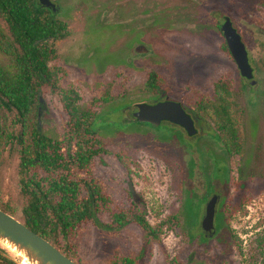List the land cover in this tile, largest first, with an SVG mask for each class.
<instances>
[{
  "label": "rangeland",
  "instance_id": "rangeland-1",
  "mask_svg": "<svg viewBox=\"0 0 264 264\" xmlns=\"http://www.w3.org/2000/svg\"><path fill=\"white\" fill-rule=\"evenodd\" d=\"M59 1L57 17L68 24L69 34L51 42L57 51L53 64L60 69L62 88H75L82 97L80 110L96 111L99 141L95 147L101 149L90 171L69 164L54 177L68 172L80 181L94 177L111 201L67 239L59 234L58 245L71 246L78 264H123L125 258L137 255L142 257L137 264H264V248L238 246L234 237L256 236L255 222L264 212V173L256 175V171L252 179L240 183L242 187L233 186L222 202L232 207L234 201L250 199L251 219L206 237L200 226L187 224V214L190 224L195 223L200 201L206 209L212 197L209 178L206 183L199 171L196 179H189V174L192 177L201 160L210 159L208 147L213 152L211 143L199 145L198 135L201 126L214 127L216 84L222 76L242 84L236 63L221 51L225 41L219 26L227 16L232 19L247 44L256 79L264 85V0ZM134 3L138 8L155 4L159 17L152 23L135 15L130 7ZM0 57L4 65L13 60L9 55ZM153 74L161 84L158 100L147 87ZM41 92L43 101L27 120L25 146L33 145L34 130L39 128L63 142L66 161L74 146L69 139L70 116L59 91L46 85ZM166 99L181 102L196 118L197 136L172 123L155 126L133 121L139 103ZM21 126L15 111L0 107V208L24 222L28 195L20 183L22 146L11 138ZM169 127L181 137L173 136ZM208 164L206 173L211 175L213 166ZM29 176L49 174L33 167ZM193 186L199 198L190 197ZM87 194L83 189L81 197ZM119 211L145 213L156 227L176 215L178 221L164 224L161 240L149 242L138 223L117 226L114 213ZM0 249L20 264L21 258L2 243ZM0 264L18 263L0 254Z\"/></svg>",
  "mask_w": 264,
  "mask_h": 264
},
{
  "label": "trees",
  "instance_id": "trees-1",
  "mask_svg": "<svg viewBox=\"0 0 264 264\" xmlns=\"http://www.w3.org/2000/svg\"><path fill=\"white\" fill-rule=\"evenodd\" d=\"M40 5L39 0H0V56L9 55L13 59L10 64L4 65L0 57V107L15 111L19 123L22 124L20 133L12 134L11 138L22 146L20 175L23 193L32 192L29 187L31 181L26 176L31 174L33 167L44 169L51 177L46 180L49 188H37V191L60 190L62 193L56 214L57 222L52 228H47L49 222L46 216L47 207L55 206L53 195L50 196L51 202L49 196L32 195L30 205L25 208L26 224L74 260L75 253L72 254L71 246L63 249L58 245V235L61 234L67 239L74 228L79 230L83 223L93 220L99 210L111 200L101 183L94 177L80 181L68 172L69 174H62L60 183L55 181L54 176L59 174L63 167L68 169L69 164L75 165L79 170L90 171L89 167L101 148L95 147L99 141L96 138V111L80 110L82 97L75 88H62L58 77L60 69L53 64L57 51L51 42L68 36V24L59 20L52 12L44 13ZM46 85L61 93L70 116L69 139L74 146L68 154V161H65L63 142L41 133L39 128L34 130L33 145L29 148L25 146L27 120L37 107L39 109L41 88ZM147 87L154 93L155 100H158L161 84L155 74L149 78ZM103 100L107 101L108 98ZM133 118V121L139 122L134 116ZM168 124L171 123L167 122ZM169 128L173 136L181 137L175 128ZM214 175L217 176V173ZM83 189L88 192L85 197H81ZM114 219L118 227L132 222L138 223L145 230L149 242L161 240L164 224H176L178 221L176 215L156 227L147 220L145 213L125 211L115 212ZM259 248L263 250L264 240ZM140 259L141 255L131 259L125 258L123 264H137ZM110 264L118 262L113 261Z\"/></svg>",
  "mask_w": 264,
  "mask_h": 264
},
{
  "label": "flooded vegetation",
  "instance_id": "flooded-vegetation-1",
  "mask_svg": "<svg viewBox=\"0 0 264 264\" xmlns=\"http://www.w3.org/2000/svg\"><path fill=\"white\" fill-rule=\"evenodd\" d=\"M51 1L57 6L56 13L51 7L42 5L40 6L43 7L44 13L52 12L57 16L61 10V2L59 0ZM125 7L127 6H123V8ZM130 7L134 8L133 10L135 12V15H140L145 18L148 17V19L152 23L156 18L159 17L155 4H151L149 8H147L146 6L143 8H138L139 6L137 7L136 3H134ZM119 17H121V15H119ZM228 18L232 21V19L227 16L223 24L227 21ZM223 24L221 26L217 24V26L220 27L221 34L225 41V45L221 47V51L228 54L236 63L228 46V42L225 38V35L222 31ZM242 41L245 43L247 48V44L244 41L243 36ZM255 71L256 70L253 68V78L249 79L247 77H244L239 69L240 76L242 78V84L240 86L234 84L233 80L227 76H222L219 79L216 84V98L213 112L214 127L210 129L206 128L205 126H201L200 134L198 135L197 132V134L194 135L199 136V145L202 146L208 143H211L213 145L212 153L211 147H208V155L210 156V159H203V162L201 160L199 162L200 164L198 163L197 166L198 170L193 169L191 171L192 177L189 174V179H196L197 176H195V174H197V171L201 173V176L206 183L207 178H209L208 196L212 195L210 200L213 197H217L214 213V226L216 232L224 227H230L232 224H234V222L238 223L241 219H251L253 217V207L249 205L251 204L249 203L250 199L247 201H244L242 199L240 201H234V206L232 207L223 206L222 202L224 200H227L226 195L230 189L232 190L233 186L235 190L238 186L242 187L243 185L240 183H244L252 179L254 177V172L256 171V175H258V173H264V85H262L261 81L259 82L256 79ZM192 117L194 118V116ZM194 120L196 124V118H194ZM207 163L213 166V171L211 175L206 173ZM214 173H217V176H215ZM26 178L31 181L29 187L32 192L26 193V195H28V203L23 209V223L26 224L27 222L25 208L30 205L33 194L43 197L49 196L48 198L50 202V196L53 195V204L55 206L54 208L51 206L47 207L46 216L49 222L47 228L50 229L57 222L56 214L59 210L58 205L61 202L62 193L60 190H55L54 192H51L50 190H45L44 192L37 191V188H49V184L47 186H45L44 184L46 180L51 179L50 176H47V178L40 176H26ZM54 178L55 181L60 183L61 177ZM37 181L39 182L38 184L36 183ZM190 194L191 198H199L195 186H193L190 190ZM43 199V201L45 202V198ZM210 200L207 203L206 209L202 208L204 204L203 200L200 201L201 207H199L198 209L199 211L197 212V220L195 221V223L190 224V215L187 214V224L196 227L200 226L205 237L208 235L213 236L214 234H216V232L214 234H210L203 228V221L206 217L207 207ZM44 202L42 203L45 204ZM255 227L256 236L251 240L241 238L236 234L234 236L236 245L250 246L251 244H253L256 245V247H259L261 241L264 240V212L262 213V216L258 217L257 221L255 222ZM234 229L237 228L234 227Z\"/></svg>",
  "mask_w": 264,
  "mask_h": 264
},
{
  "label": "water",
  "instance_id": "water-1",
  "mask_svg": "<svg viewBox=\"0 0 264 264\" xmlns=\"http://www.w3.org/2000/svg\"><path fill=\"white\" fill-rule=\"evenodd\" d=\"M42 6L51 7L57 12V6L51 0H39ZM222 31L228 42L230 51L244 77L253 78V68L250 64L248 51L242 36L228 18L222 26ZM40 100L42 92H40ZM133 116L142 123L160 126L164 122H170L183 127L190 136L197 134L195 120L179 101L166 99L156 103H139L133 112ZM217 197H213L207 207V214L203 221V228L210 234L216 232L214 226V213ZM0 243L6 249L21 258L26 257L31 264H78L68 257L59 248L45 237L34 232L25 223L0 208ZM0 254L12 262L19 264L17 260L0 249ZM20 262V264H21Z\"/></svg>",
  "mask_w": 264,
  "mask_h": 264
},
{
  "label": "bare ground",
  "instance_id": "bare-ground-1",
  "mask_svg": "<svg viewBox=\"0 0 264 264\" xmlns=\"http://www.w3.org/2000/svg\"><path fill=\"white\" fill-rule=\"evenodd\" d=\"M21 264H31L26 257H22Z\"/></svg>",
  "mask_w": 264,
  "mask_h": 264
}]
</instances>
